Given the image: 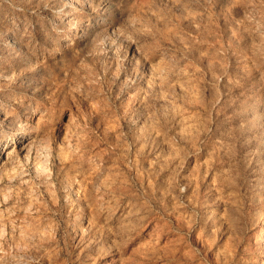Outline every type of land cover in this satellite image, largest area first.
I'll return each mask as SVG.
<instances>
[{"label":"rangeland","instance_id":"obj_1","mask_svg":"<svg viewBox=\"0 0 264 264\" xmlns=\"http://www.w3.org/2000/svg\"><path fill=\"white\" fill-rule=\"evenodd\" d=\"M0 264H264V0H0Z\"/></svg>","mask_w":264,"mask_h":264}]
</instances>
